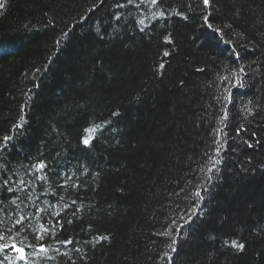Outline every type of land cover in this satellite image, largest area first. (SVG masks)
<instances>
[{"label": "trees", "instance_id": "obj_1", "mask_svg": "<svg viewBox=\"0 0 264 264\" xmlns=\"http://www.w3.org/2000/svg\"><path fill=\"white\" fill-rule=\"evenodd\" d=\"M0 2L3 264H264V0Z\"/></svg>", "mask_w": 264, "mask_h": 264}, {"label": "snow or ice", "instance_id": "obj_2", "mask_svg": "<svg viewBox=\"0 0 264 264\" xmlns=\"http://www.w3.org/2000/svg\"><path fill=\"white\" fill-rule=\"evenodd\" d=\"M151 2H152L153 4H156V3L160 2V0H151ZM203 3H204V5H205V7H207V6L209 5V0H203ZM3 6H4L3 3L0 2V8H2ZM159 14H160V15H163V12H161V13H159ZM205 20H207V17L205 18ZM140 23H143V21H140ZM165 55H167V53H165ZM161 67H163V65H161ZM113 115H117V113H113ZM97 127H101V126H97ZM88 131L95 132L96 129L93 128V129H89ZM238 131H239V130H238ZM3 139H4V141L6 142V141H8V140L10 139V137H7V136H6V137H4ZM89 139H90V138H88V139H84L83 143L88 144V143H89ZM2 146H3V145H0V147H2ZM249 147H251V145H249ZM217 151H219V149H217ZM218 163H219L218 160H217V161H214L213 164H212V167L209 168L208 171H209V172H212V171L216 168V164H218ZM37 167H39V168H43L44 165H43V164H40V165H38ZM210 179H211V177H209V180H210ZM195 195H196L197 197H200V191L197 190V191L195 192ZM201 199H202V197H201ZM194 214H195V213H193V215H194ZM17 223H19V221H17ZM0 239H2V237H0ZM173 243H175V240H173ZM225 243L227 244V243H229V242H228V241H225ZM230 246L233 247V248H235V249H237L238 251H243V249H244V247H245L244 244H242V243H238L236 240H232V241L230 242ZM8 248H9V245H8V244L0 245V251H4L5 249H8ZM11 249H12V251H14L15 253H17L16 259H19V260H25V259H26V254L24 253V249H23L22 247H18L17 245L12 244V245H11ZM173 250H175V249H173ZM40 251H46V249H44L43 247H41ZM5 259H7V257H5ZM0 264H3V261H0Z\"/></svg>", "mask_w": 264, "mask_h": 264}]
</instances>
